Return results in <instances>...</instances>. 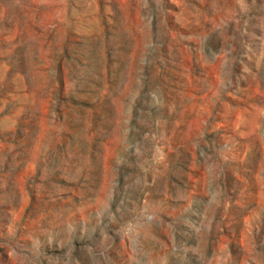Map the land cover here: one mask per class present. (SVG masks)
<instances>
[{
	"label": "rangeland",
	"instance_id": "rangeland-1",
	"mask_svg": "<svg viewBox=\"0 0 264 264\" xmlns=\"http://www.w3.org/2000/svg\"><path fill=\"white\" fill-rule=\"evenodd\" d=\"M0 264H264V0H0Z\"/></svg>",
	"mask_w": 264,
	"mask_h": 264
}]
</instances>
